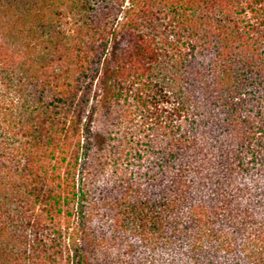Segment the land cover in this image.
<instances>
[{
    "label": "trees",
    "instance_id": "trees-1",
    "mask_svg": "<svg viewBox=\"0 0 264 264\" xmlns=\"http://www.w3.org/2000/svg\"><path fill=\"white\" fill-rule=\"evenodd\" d=\"M93 90L144 119L115 166H149L102 204ZM121 237L154 264H264V0H0V264H106Z\"/></svg>",
    "mask_w": 264,
    "mask_h": 264
},
{
    "label": "rangeland",
    "instance_id": "rangeland-1",
    "mask_svg": "<svg viewBox=\"0 0 264 264\" xmlns=\"http://www.w3.org/2000/svg\"><path fill=\"white\" fill-rule=\"evenodd\" d=\"M55 96H57L56 93L52 91L45 92L43 95L45 103L52 104L53 102H56ZM198 96L200 97L201 95ZM90 99L91 100L89 101L88 109L86 112L88 119L87 123H90L95 130L105 134L106 138V144L103 146L102 150H98L97 148V152L90 158V161L91 163H93L96 171H98L99 169H104L100 173V181H97V185L95 187L97 198L96 203L102 204L107 199L120 195L118 189L115 188L116 179L118 175L120 176L122 174L125 166H115V162H120L119 164L121 165L122 163H125L121 159L122 157L120 154L122 152L127 153V151L132 152V150L129 149V146L132 143H135V141L139 140L140 137H142L143 134L139 132V128L144 119L140 118V116H134L132 123L123 122L122 115H125L127 105L129 106L130 104V107L134 109V103L132 101L125 102L124 100L120 103V105H114L112 107H109L107 110H104L99 106L95 107L98 98L96 93H94V90L90 95ZM252 107L253 104L252 106L250 103L246 105L247 109H250ZM96 108L98 109V113L95 112L97 110ZM60 109L62 110L61 106ZM127 110L129 112L130 108H128ZM243 111H245V109ZM126 116L127 120H129L130 116ZM209 129L212 130V128L210 127ZM218 133L219 131H214V135L216 137H219ZM124 149L126 150L124 151ZM97 157L98 160H95ZM130 157L131 165L124 170V176L128 179L130 178L132 181H141V177H143V175H147V168L149 166L148 164H144V162L140 163L139 160L135 157L134 153H131ZM94 162L96 163L94 164ZM103 162L107 163H105L103 167H100L101 163ZM142 166H145V168L143 169ZM117 169L121 172L117 171ZM105 210L106 211L102 213H104V215H107L108 217H105L106 220L101 218L102 220L99 219L97 221V224L95 226L97 229L99 226L103 228V226L105 225V229L110 230V226H112L111 222L113 219V212L107 209ZM129 240L132 241L131 239H128L127 241V239L125 240L124 237H121V239L117 241L113 240L106 242L105 240L104 245L106 244V246L101 250H95L96 257L99 260L104 259L105 263L107 261L106 264H150L151 262L154 264V261L157 262L160 261V259L167 258L166 251L164 252L161 248L159 251H152L149 248H140L141 244H139V246H134L133 242L132 244H129ZM150 256L154 259H150L149 261L151 262H147L148 257ZM155 257L158 259L155 260Z\"/></svg>",
    "mask_w": 264,
    "mask_h": 264
}]
</instances>
